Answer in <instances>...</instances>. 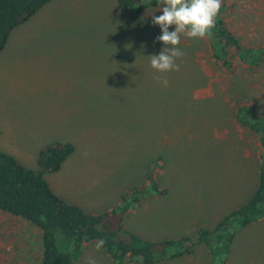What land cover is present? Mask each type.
<instances>
[{
    "label": "rangeland",
    "instance_id": "obj_1",
    "mask_svg": "<svg viewBox=\"0 0 264 264\" xmlns=\"http://www.w3.org/2000/svg\"><path fill=\"white\" fill-rule=\"evenodd\" d=\"M223 1L242 44H264V0ZM162 14L149 8L134 21L113 0H56L17 27L0 55V150L37 169L45 147L71 143L74 154L45 179L96 214L150 188L154 174L167 193L124 218L152 241L195 238L246 203L258 185L259 145L235 109L256 104L264 114V63L251 68L233 54L229 74L212 61L208 38L181 36V70L165 74L168 87L158 83L149 56L165 47L152 23ZM56 243L72 247L60 234ZM42 251L40 230L0 212V264H40ZM75 257L112 264L95 244ZM156 264H211L210 253L196 245L190 256ZM227 264H264V221L239 232Z\"/></svg>",
    "mask_w": 264,
    "mask_h": 264
},
{
    "label": "trees",
    "instance_id": "obj_2",
    "mask_svg": "<svg viewBox=\"0 0 264 264\" xmlns=\"http://www.w3.org/2000/svg\"><path fill=\"white\" fill-rule=\"evenodd\" d=\"M56 0H0V55L5 51L11 33L27 23L47 4ZM138 21L149 8H161L158 0H113ZM230 10L223 1L211 42L210 57L223 71L234 73L233 54L243 65L253 68L264 63V44L245 46L229 27L225 14ZM209 39V38H208ZM235 120L252 133L258 141L260 167L258 185L249 199L226 215L212 229H199L197 237H175L152 241L125 228L124 218L148 197L167 193L156 183L153 174L151 187L129 191L120 203L103 213H91L69 203L50 188L45 175L61 170L75 152L71 143L45 147L39 154L37 169L25 167L17 158L0 150V212L31 223L41 231L43 251L40 264H76L75 256L88 244L104 239L101 249L112 264H156L187 257L196 245L205 244L211 264H227L230 247L239 232L264 221V114L256 104L239 105ZM161 158H158L160 162ZM65 237L72 247L62 251L56 235ZM73 249V250H72Z\"/></svg>",
    "mask_w": 264,
    "mask_h": 264
},
{
    "label": "clouds",
    "instance_id": "obj_3",
    "mask_svg": "<svg viewBox=\"0 0 264 264\" xmlns=\"http://www.w3.org/2000/svg\"><path fill=\"white\" fill-rule=\"evenodd\" d=\"M163 5L162 15L153 16V25H159L162 35L157 40L165 47L159 55H151V68L157 73L154 79L163 87H168L169 80L165 74L179 72L181 64L178 59L186 56L181 50V36L194 39L212 38L216 29L217 18L220 14L223 0H158ZM175 26L174 31L169 28ZM106 241L100 239L95 247L100 250ZM87 264H96L95 259L89 258Z\"/></svg>",
    "mask_w": 264,
    "mask_h": 264
},
{
    "label": "crops",
    "instance_id": "obj_4",
    "mask_svg": "<svg viewBox=\"0 0 264 264\" xmlns=\"http://www.w3.org/2000/svg\"><path fill=\"white\" fill-rule=\"evenodd\" d=\"M77 205V204H76ZM80 206V205H79ZM80 207H82L83 208V206L81 205ZM83 209H85V208H83ZM86 210V209H85ZM88 211V210H87ZM89 212V211H88ZM91 212V211H90ZM92 213V212H91ZM94 213V212H93Z\"/></svg>",
    "mask_w": 264,
    "mask_h": 264
}]
</instances>
